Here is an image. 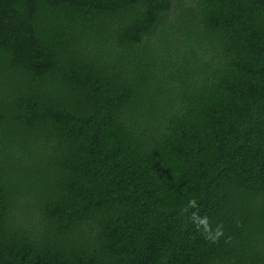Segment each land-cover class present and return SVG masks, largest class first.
Segmentation results:
<instances>
[{
	"label": "trees",
	"instance_id": "obj_1",
	"mask_svg": "<svg viewBox=\"0 0 264 264\" xmlns=\"http://www.w3.org/2000/svg\"><path fill=\"white\" fill-rule=\"evenodd\" d=\"M0 264H264V0H0Z\"/></svg>",
	"mask_w": 264,
	"mask_h": 264
},
{
	"label": "clouds",
	"instance_id": "obj_2",
	"mask_svg": "<svg viewBox=\"0 0 264 264\" xmlns=\"http://www.w3.org/2000/svg\"><path fill=\"white\" fill-rule=\"evenodd\" d=\"M190 209H197L192 211L190 214V222L195 226L196 230L200 232L204 239L213 243L218 244L221 238L225 237V231L222 223H218L213 227L207 215L201 216L198 211V204L195 199H190L187 206L182 209V212L188 213ZM230 237H228L225 242H229Z\"/></svg>",
	"mask_w": 264,
	"mask_h": 264
}]
</instances>
